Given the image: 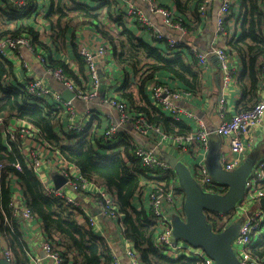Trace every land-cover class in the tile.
<instances>
[{"label":"trees","instance_id":"trees-1","mask_svg":"<svg viewBox=\"0 0 264 264\" xmlns=\"http://www.w3.org/2000/svg\"><path fill=\"white\" fill-rule=\"evenodd\" d=\"M28 1L29 7L22 11L10 0H0V39L26 35L37 52L45 51L42 36L25 21L36 8L37 0ZM106 1L108 0L84 3L77 0H49L50 11L47 19L52 38L63 46L71 32L74 39L81 26H94L115 55L118 68L124 71L132 68L138 75L136 84L142 96V105L136 104L134 95L128 90L125 82L118 89V98L130 102L136 110V115H143L151 126L160 128L169 136L190 133L192 130L189 131L182 122L154 106L153 101L146 95V88L157 73H167L184 84L187 90L198 91L202 82L199 65L188 62L183 52L169 58L164 50H159L160 46L137 36L138 24L137 29H129L124 21L125 15L112 17L110 14L112 22L117 26L116 30H112L102 21L99 13L102 7L109 6ZM174 1L178 14H181L179 18L183 20V26L189 27L186 20L190 19L185 18L189 14L194 16V25L188 29L194 31L195 27L204 23L205 18L199 11L203 0ZM262 3V0H242V14L239 15L241 33L238 37L227 40L225 45L229 58L234 54L238 55L243 67L239 78L242 97L236 112L248 110L260 100L264 64ZM174 20L177 21L175 18ZM5 22L14 27L8 29ZM72 53L75 60L83 66L85 61L81 55L74 51ZM47 63V67H63L66 71V66L58 61L52 60L49 63L47 60ZM69 72L77 78L76 73ZM105 80L110 81L107 77ZM17 81L15 65L0 56V116L4 117V124H0V233L13 253L10 264H34L28 252V243L19 228V219L12 215L9 207L15 179L23 190L26 205L41 221L46 240L57 248L64 264H112L114 258L107 240L96 233L90 226L89 218L79 208L67 203L63 198L47 194L40 178L24 161L19 145L10 142L7 136V125L12 118L25 119L37 126L47 143L59 150L67 161L77 165L85 177L98 181L107 188L122 214L123 236L133 244L142 264H195L193 261L184 258L173 259L159 252L154 247L158 226L152 212L145 208L138 209L133 204L136 194L142 192L143 178L151 173L134 154V149L138 146L137 141L126 131L120 133L115 143L105 141L101 131L104 123L98 116V111L97 114L96 111L93 112L82 132L69 130L62 124L66 108L52 98L30 96V79ZM17 163L21 164V170L16 168ZM175 177L170 171L152 180L157 184L165 182V188ZM179 190L182 191L181 187ZM228 214L207 213V220L212 224L214 231H222L230 220L231 212ZM248 250L252 257L264 259V233L258 236Z\"/></svg>","mask_w":264,"mask_h":264},{"label":"built area","instance_id":"built-area-1","mask_svg":"<svg viewBox=\"0 0 264 264\" xmlns=\"http://www.w3.org/2000/svg\"><path fill=\"white\" fill-rule=\"evenodd\" d=\"M10 1L16 4L17 8L22 11L27 10L29 7L28 0ZM145 1L148 3L151 12L160 14L164 17L166 24L174 29L182 31L183 34L187 32L180 22L174 20L173 14L169 9L159 6L155 3V0ZM209 2L210 0L202 1L199 9L201 15L204 16L206 14ZM232 4L233 0H220L215 32L216 45L210 49L209 53L194 52L201 65L209 63L210 58L216 59L220 66L224 92L229 91L231 84L234 81V70L230 62L231 60L227 54L225 46L223 45L226 39L225 22L231 11ZM128 16H137L139 22H141L143 26L151 28L149 20L138 7L131 6L128 10ZM11 27H14V25H11ZM155 35L159 39L163 38V35L158 31L155 32ZM182 41L183 39H170L169 43L171 47H177L179 44L183 43ZM22 50H27L38 64H42L45 67L48 66L46 57L41 54L42 51L37 52L34 49L31 39L26 35L20 36L19 38L4 37L0 39V56L3 59H10L11 55H17L20 58V55L22 56ZM79 54L84 59L89 69L92 81L90 88L77 84L67 75L63 67H47L46 69V72L50 77L74 94V98L70 101L64 100L61 93L54 91L50 87L46 78L34 75L31 65L28 62L21 60V63L27 76L31 78L28 82V94L36 98H52L59 102L68 112L67 129L82 132L89 119V113L88 115L80 114L75 108V101L91 103L97 98L98 88L101 83V62L107 54H109V51L104 46L98 47L95 50L82 47L79 50ZM150 93L152 95L154 106L161 111L169 113L175 120H180V115L182 114H188L185 109L180 108L177 104L179 99L185 94H188L187 91H176L166 83L153 82L150 84ZM103 103L115 108L120 116L119 123H107L106 128L102 132L105 141L115 143L119 139L118 137H120V133L124 130V126L129 123L133 124L136 130L141 134H147L150 130L154 129L143 115L135 114L133 116L127 102L116 98H105ZM228 112L226 97L223 96L218 103V113L221 122L215 133L226 140V147L220 154L221 165L226 171H234L245 159V154L248 149L246 140L249 139L251 133L259 129L264 130V64L262 67L260 100L250 109L235 112L230 117H228ZM0 124H4L3 116H0ZM156 130L158 131L159 128H156ZM6 133L10 142H16L19 145V150L23 155L24 161L35 172L36 176L40 178L47 194L63 198L67 203L79 208L81 212L89 218L90 226L94 230L97 229V219L92 216L90 210L83 206L79 200L69 195L70 192H75L81 195L82 198H87L93 201L95 206L100 208L104 214L117 220L119 227L123 230L122 214L119 212L113 196L107 188L102 185V183L85 177L77 165L69 162L66 166L58 167L57 173L63 175L67 179L66 183L59 189L56 188L54 183H46L45 178L47 166L45 165V161L41 154L33 151L30 157H28L24 151V144L28 140L37 137L43 145L52 147L42 137L40 129L37 126L25 119L13 118L7 125ZM162 135L164 139L172 142L171 147H179L183 152L190 151L192 146H201L204 148V152L202 153L204 161L198 164V170L194 177L205 191L217 194L226 193L227 187L217 184L209 174L206 153L209 146L210 133L207 131L205 124L202 121L199 122V125L195 130L186 135L174 137L165 133ZM53 149L55 152L58 151V153H60L59 150L55 148ZM134 154L141 160L143 165L148 167L151 170V173L158 178L162 176V173L167 174L172 171L168 164L152 150L143 146H137L134 149ZM15 166L17 169L21 170L20 163H17ZM176 180L177 177L170 180L169 185L165 188L163 186H165L166 183L161 182V189L150 194L152 214L158 226V232L154 239V247L159 252L170 256L173 259L184 258L185 260L193 261L195 264H216L215 260L201 247L193 246L183 240L174 239L172 236L173 216L179 215L184 218V201L180 210L176 214L173 212H170L171 214H169L167 210L164 209L165 204L171 208H176L178 205L176 200ZM263 199L264 158L257 161L252 174L246 182L244 196L238 202L236 208L231 211L230 220H228V223L226 224V226H228L234 220L243 219L240 232L232 243L234 252L241 264H264V259L258 260L252 257L248 250L249 246L254 244L258 236L264 233V206L261 204V200ZM9 207L12 215L23 222H31L36 218L35 213L26 205L24 197H18L17 195L12 194ZM125 243V255L128 258L129 264H142L133 244L126 239ZM0 247L2 248L4 258L11 263L13 253L7 245H4V239L1 233ZM42 247L52 264H64V259L57 251V248L48 240L43 241ZM28 252H30V258L34 264H45L37 253L29 250ZM112 264H122V261L114 255Z\"/></svg>","mask_w":264,"mask_h":264},{"label":"crops","instance_id":"crops-1","mask_svg":"<svg viewBox=\"0 0 264 264\" xmlns=\"http://www.w3.org/2000/svg\"><path fill=\"white\" fill-rule=\"evenodd\" d=\"M77 1L88 3L87 1L94 0ZM241 2L242 0H233V6L226 18V22L228 24H225L227 27H225L226 39L223 43L224 46L227 44V40L234 36L238 37L241 33V19L239 17V15L242 14L240 8ZM106 3H109V6L106 5L105 7H102L99 10V13L102 17V21L112 30H116L117 26L112 22L111 18L125 15L124 21L126 22V26L129 29H137L138 27L136 24H138L139 29L136 30L137 36H140V38L144 39L146 42L152 43L155 46H160L159 50H164L169 58H174L177 56L176 54L183 52L184 58H186L188 62H195L199 65L198 69L201 71L202 82L201 88L198 91L187 90L184 84L174 79L167 73H157L156 77L152 82H150V84L153 82L166 83L173 90L187 91L188 94H185L181 99H179L177 104L180 108L185 109L188 114L180 115L181 119L178 121L186 125L189 131L195 130L198 127L200 121L205 124V128L210 133L209 146L206 153V162L211 149H214L219 154H221V151L226 147V140L215 133L221 122L218 113V103L224 96L226 97L227 107L229 110L228 117L236 112L237 106L242 97V89L239 79L243 72L241 58L236 54L230 57V62L234 70V81L231 84L229 91L224 92L220 66L216 59L210 58L209 63L200 65L196 55L194 54V52L209 53L210 49L216 45L215 32L217 22L213 16V12L218 10L220 6V0H210L207 6L206 14L204 16L200 14L203 18H205L203 20L204 23L195 27L194 31L190 30L194 25V22H192L194 16L189 14L185 17L186 19H190L186 20L188 23L187 26H189L188 28L190 29L183 26V20L179 18L181 17V14H178L177 5L174 0H155L156 4L161 7L164 5V8L169 9L172 12L173 17L177 19L178 22L183 24L182 26L187 31L184 34L182 31L174 29L166 24L162 15L151 12L148 3L145 0H108ZM131 6L138 7L142 11V13L149 20L151 28L143 26L139 22L137 16H128V10ZM49 11V0H37L36 8L33 10L30 17L25 19V21L29 25H32L36 32L42 36L45 51L41 49V54L44 56L46 55L45 57L49 63L52 60H55L63 64V66H66L68 76L71 77L77 84L90 88L92 81L87 65L84 63L82 66L77 59L75 60L72 52L74 51L79 55V50L82 47L95 50L98 47L104 46L109 49V54H107V56L101 62V83L98 88L97 98H95V100L91 103L75 101V108L82 115H88L89 113V118H91L94 111H96V114L97 111L100 112L98 116L101 118V120H103L104 123V126H102L101 129L103 132L107 126V123L109 124L113 122L117 124L120 121L118 111L115 108L104 104L103 100L105 98L119 99L118 89L121 88L124 82V84H126L128 87V90L133 93L136 104L142 105V96L140 95L137 89L138 85L136 84L138 75L132 68H128L127 71L118 68L115 55L107 46V42L101 37L96 28L92 25L81 26L77 30L74 39H72L73 36L71 32L66 41H64L63 46H61L58 42H55V40L52 38L50 24L47 19ZM110 14L112 17H110ZM1 22L2 21L0 20V26H2ZM5 24L8 26V29L11 28V25L7 24L6 22ZM156 31L163 35L162 39H159L155 35ZM170 39H183V43L179 44L177 47H171L169 43ZM160 42L161 44L159 45ZM7 60H10L15 65L18 81L31 79L27 76L25 69L22 67L21 60H24L31 65L34 75L41 78H46L50 87L54 91L60 93L59 89L63 86L50 77L46 72L47 67L43 66L42 64H38L34 57L27 50H22V56L20 55V58L17 55H11L10 59ZM69 71L76 73L77 78L73 77ZM106 77L109 78L110 81H106ZM150 84L146 88V95L152 102L153 99L150 93ZM128 104L130 106V112L134 116L136 114V110L132 107L130 102ZM66 112L67 111L63 112L65 117L62 118V124L65 128H67ZM94 121L97 122V119ZM123 129V131H126L137 141L138 146H143L147 149L149 146L160 147L163 151L174 154L189 166L193 175H195L196 171L198 170V164L204 161V157L202 155L204 148L201 146H192L190 151L183 152L179 147H171L172 142L163 138V131L160 128L158 131L156 128H154L147 134H141L136 130L133 124L129 123L126 124ZM246 142L248 144V149L245 154V158L252 153H257L258 159L264 158L263 129L253 131ZM24 151L28 157H30L33 151L39 152L41 154L43 160L45 161V165L47 166L45 179L46 183L49 184L54 183L53 177L55 174H58V167L66 166L69 163V161L67 162L61 153H58V151L55 152L53 147L43 145L39 141L38 137L28 140L24 144ZM147 177L143 178L142 192L136 194L133 204L138 209L145 208L147 211L152 212L150 194L156 190H160L161 185L160 183L157 184L152 180V178H158L152 173H150ZM175 186L177 187L176 200L178 205L176 208H171L165 204L164 209L167 210L169 214H171L170 212L176 214L180 210L185 198L184 192L179 190L180 186L178 180H176ZM12 188L13 194L17 195L18 197H24L23 190L16 179L13 181ZM69 195L79 200L83 206L90 210V213L94 218L97 219L98 222V228L95 229L96 233L107 240V243L113 250L114 255L120 258L122 264H129L128 258L125 255V238L121 228L118 225V221L104 214L100 208L95 206L93 201L87 198H82L81 195L75 192H70ZM19 228L23 233V237H25V240L28 243V250L37 253L45 264H52L51 260L46 256V253L42 247V243L44 240H46V237L41 221L38 218H35L31 222H23L19 219ZM4 245L6 246L5 242ZM2 257L4 256L2 254V248L0 247V258Z\"/></svg>","mask_w":264,"mask_h":264},{"label":"water","instance_id":"water-1","mask_svg":"<svg viewBox=\"0 0 264 264\" xmlns=\"http://www.w3.org/2000/svg\"><path fill=\"white\" fill-rule=\"evenodd\" d=\"M218 10L213 12L216 22ZM59 90L64 100L70 101L74 98L70 90L64 87ZM148 149L168 164L185 195L184 218L179 215H174L172 218L173 238L201 247L216 264H241L232 243L240 232L243 219L234 220L222 231L216 232L207 220V213L228 214L236 208L244 196L246 182L259 160L258 154H250L237 169L226 171L221 165L220 154L211 149L207 159L209 174L216 183L227 187L226 193L217 194L205 191L195 179L189 166L174 154L163 151L160 147L149 146ZM53 181L59 189L67 179L63 175L55 174ZM261 204L264 206V199L261 200ZM0 264L10 263L2 257Z\"/></svg>","mask_w":264,"mask_h":264}]
</instances>
